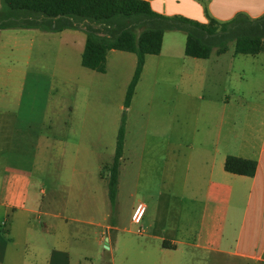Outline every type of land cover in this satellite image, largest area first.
Returning <instances> with one entry per match:
<instances>
[{
    "label": "crops",
    "instance_id": "crops-1",
    "mask_svg": "<svg viewBox=\"0 0 264 264\" xmlns=\"http://www.w3.org/2000/svg\"><path fill=\"white\" fill-rule=\"evenodd\" d=\"M149 1L159 13L208 22L199 0ZM203 1L220 20L239 11L252 17L264 13V0ZM25 30L33 35L21 33ZM72 31L0 28V84L7 89L0 93V264H95L89 242L92 233L103 241L105 229L114 230L106 239L122 256L112 264H262L264 40L257 54H237L229 47L197 58L185 53L186 32L169 35L172 44L166 42L165 32L161 52L146 56L128 108L116 204L129 201V207L125 214L116 212L115 223H108L104 167L115 150L106 160L90 141L99 142L98 133L91 132L82 144L60 140L63 171L56 186L65 187V195H58V188L47 195L42 186L41 196L31 192L37 158L55 147V136L45 134L48 117L41 104L50 87L31 79L26 65L45 48L50 35L62 33L72 39L73 33H68ZM15 53L25 61L13 69L4 58ZM157 58L162 59L160 66L149 64ZM136 64L134 52L109 50L105 70L93 73L100 80L94 85L98 96L105 89V76L125 66V79L132 71L129 84ZM13 72L16 78L9 77ZM176 77L172 84L179 91L178 111L171 116L146 107L154 96L165 97ZM114 86L121 97V84ZM8 87L17 89L19 97L12 100ZM157 87L161 93L155 95ZM228 155L257 161L256 173L228 171ZM148 201L155 211L145 223V234L142 226L136 230L121 226L123 221L137 224L132 220L134 208L140 202L147 207ZM54 205L60 210L51 211ZM71 207L81 209L72 214ZM43 216L39 226L36 219ZM71 222L81 227L72 228Z\"/></svg>",
    "mask_w": 264,
    "mask_h": 264
},
{
    "label": "trees",
    "instance_id": "trees-1",
    "mask_svg": "<svg viewBox=\"0 0 264 264\" xmlns=\"http://www.w3.org/2000/svg\"><path fill=\"white\" fill-rule=\"evenodd\" d=\"M203 4L208 22H200L182 14L167 15L155 11L149 0H0V28H40L46 31L79 29L83 23L86 33L81 57L84 67L103 72L107 53L111 49L134 52L137 64L129 83L124 108L131 105L141 78L146 56L159 54L164 34L168 30H183L187 34L185 53L207 58L214 49L227 51L234 43L237 54H257L264 40V13L252 17L244 11L227 20H220ZM126 110L122 114L117 144L112 161L105 165L108 194L115 203L119 185V169L124 152ZM257 161L228 155V171L254 175ZM167 246L166 242L163 243ZM264 258V254H263ZM264 264V261L263 263Z\"/></svg>",
    "mask_w": 264,
    "mask_h": 264
},
{
    "label": "rangeland",
    "instance_id": "rangeland-1",
    "mask_svg": "<svg viewBox=\"0 0 264 264\" xmlns=\"http://www.w3.org/2000/svg\"><path fill=\"white\" fill-rule=\"evenodd\" d=\"M77 25L81 29L85 28L83 23H77ZM27 31L28 30H25V32L21 33L33 35V32L30 30L29 32ZM82 31L74 29V31L68 32L73 33L72 39L62 33L50 35L49 37L52 38L46 43L45 48L37 52L30 60V64L26 65V67L29 68L27 74L31 79L36 78L41 80L46 86H48V88L50 87L47 98L44 96L41 100V104L45 106V117H48L44 127L45 134L55 136L52 140V145L55 144V147L51 148L48 154L41 151L37 158L35 170L32 174L31 192L38 196H41L39 193L41 186L47 189V195L50 194L51 191L56 190V188L60 189L58 195H65V187L56 186L57 180L61 177L63 171L62 162L64 155L61 157L59 154L60 150L58 149L60 147L61 139L68 138L73 142L82 144L91 132L94 134L98 133L102 136L100 141L96 142L94 139H91L90 141L93 142L95 148H100L103 157L108 160L109 154L114 152L113 150L116 148L122 114L126 110L127 117L129 115V110L124 108V100L129 86L128 80L131 77L132 71L130 77H128L129 79H125V66L118 69L121 76H119L118 72L110 73L105 76L103 79V82L106 85L105 89L102 94L98 96V93L94 89V85H97V82L100 80L94 79V70L84 67L81 64L85 40V31L84 33ZM166 32V42L169 44L173 43V39L169 37V35H185V31L183 30H168ZM175 43H178L177 38ZM231 44L230 47H234L233 44ZM18 56V53H15L13 57L4 58V60L9 61L11 67L14 69L19 66L18 62L21 64V62L25 61V59L20 61ZM161 60L162 59L160 58L154 59L153 61L149 60V64L151 63L153 66H160ZM9 77L16 78L17 75L13 72ZM177 80L176 77L174 81L169 82L168 94L165 97L160 98L154 96V99L150 102L149 106L147 104L146 107H153L154 113H171V116L174 110L177 112L180 107L178 102L179 91L176 86L172 84V82L176 83ZM247 80L249 84L252 83L251 77ZM119 83L121 84L122 89L121 97H119L118 88L114 86ZM88 86L90 87L88 88ZM9 88L11 87H8V89ZM155 91V95L156 93H161L158 87ZM1 92H7V89L0 84V93ZM8 93L12 100H14L15 97H19L17 89L15 91L9 89ZM250 94H253L251 89ZM120 105H123L122 109H120ZM148 113H150V111H148ZM72 128L73 130H71ZM80 156H82L81 153ZM107 173L108 171L105 169V176H107ZM58 182L60 183V181ZM144 197L148 198L145 195ZM129 203V201H120L117 206L116 202L113 204L110 202V199L106 200L108 223H115L117 211L121 212V214H125L128 210ZM60 208V205H54L50 210L57 211L60 210ZM80 209L81 208L71 207L69 208V211L70 213L73 211L72 214H75L76 212L78 213ZM154 211V203L148 201L140 225L128 224L123 221L121 226L126 225L133 230L142 226L144 227L145 234V223L148 219H151ZM95 213H97V210H95ZM45 219L46 218L43 216L36 219V222L39 223ZM39 226H41L40 223ZM71 227H81V224L71 222ZM113 234L114 230L105 229L103 241L100 242L98 235L92 233L89 244L94 250L93 260L95 264H102L104 261L109 264H112V262L118 263V261L122 259L120 249H115L113 241L106 239L109 236L112 237ZM109 245L111 248H109Z\"/></svg>",
    "mask_w": 264,
    "mask_h": 264
},
{
    "label": "built area",
    "instance_id": "built-area-1",
    "mask_svg": "<svg viewBox=\"0 0 264 264\" xmlns=\"http://www.w3.org/2000/svg\"><path fill=\"white\" fill-rule=\"evenodd\" d=\"M145 210H146V205L142 202L138 203L135 206L134 211L132 213V220L135 223L139 224L142 220Z\"/></svg>",
    "mask_w": 264,
    "mask_h": 264
}]
</instances>
